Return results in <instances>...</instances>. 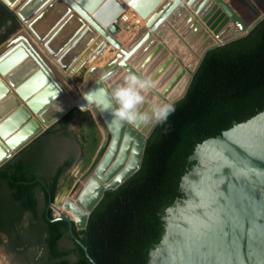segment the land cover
Instances as JSON below:
<instances>
[{
	"label": "water",
	"instance_id": "water-1",
	"mask_svg": "<svg viewBox=\"0 0 264 264\" xmlns=\"http://www.w3.org/2000/svg\"><path fill=\"white\" fill-rule=\"evenodd\" d=\"M140 1L136 0L133 8L142 17H147L162 0ZM186 1L198 13L199 20L203 19L210 29L224 20L226 14L231 23L242 30L208 47L203 55L211 48L246 35L264 18L263 10L249 24L225 0ZM212 1L219 9L215 8ZM0 2L9 8L4 0ZM58 2L62 8L49 21L44 30L46 32L37 33L30 22L31 33L35 38L44 40L45 46L55 54L59 46H68L71 48L69 52H73L75 48L88 44L90 34L96 32L121 53L119 59L103 73L111 72L114 75L123 69L128 74L148 79L143 70L134 67L132 60L143 52L151 36L165 27V33L169 29L178 38L179 45L187 40L168 21L180 5L174 4V0H169L152 22H147L144 33L129 48H125L116 38L119 31L118 14L123 8L118 0ZM38 6L36 4L35 9ZM211 9L214 11L209 15ZM49 11L50 5L45 12L49 14ZM207 15L210 16L208 19ZM17 18L24 21L27 16L19 10ZM193 19L189 16L187 21ZM73 20L74 25L63 32V26H68ZM85 23L90 28H84ZM199 26L197 23L195 27ZM156 48L158 51L154 50L155 54L147 55V59L153 61L149 66L152 71L163 57V51ZM169 67V60L160 63L149 80L152 83L159 79L162 81ZM1 75L0 169L70 110L92 108L99 118L105 131V144L88 173L82 177L85 183L75 203L66 195L69 192L64 187L58 197L50 200L49 205L54 209L60 198L66 196L61 206L71 211L74 222L61 211L50 220L65 221L70 237L81 246L87 258L96 264L73 228L78 231L85 229L90 213L105 193L117 189L141 167L147 138L128 124H113L109 127L106 122L111 121V114L101 112L98 107L105 102L103 95L97 94L95 103L88 104L84 99V93L103 87L101 75L81 94L72 96L22 39L0 55ZM151 91L164 99L154 87ZM188 159L195 161V164L180 180L179 187L184 197L176 199L166 209L162 217L164 230L161 240L149 251L147 264H264V110L197 144ZM37 180L45 185L42 179Z\"/></svg>",
	"mask_w": 264,
	"mask_h": 264
},
{
	"label": "trees",
	"instance_id": "trees-1",
	"mask_svg": "<svg viewBox=\"0 0 264 264\" xmlns=\"http://www.w3.org/2000/svg\"><path fill=\"white\" fill-rule=\"evenodd\" d=\"M3 39L1 36L0 43ZM172 105L175 111L167 121L155 124L147 137L141 167L117 189L105 193L85 229L73 228L96 264H147L149 251L161 240L166 209L184 197L179 183L195 164L188 159L195 146L264 110V18L246 35L207 50L183 98ZM37 140L39 137L33 142ZM68 165L66 161L58 166L49 179L31 160L5 164L0 169V186L5 188L0 212L11 216L8 209L12 208L20 216L29 210L38 217L36 191L40 190L45 200H54L59 178ZM51 213L40 218L36 243L44 244L43 264H93L77 242L73 241L74 248L69 250L59 246L67 223L51 221ZM12 223L20 230L12 217L0 219V229L11 236ZM13 244L12 249L24 242L16 238Z\"/></svg>",
	"mask_w": 264,
	"mask_h": 264
},
{
	"label": "rangeland",
	"instance_id": "rangeland-1",
	"mask_svg": "<svg viewBox=\"0 0 264 264\" xmlns=\"http://www.w3.org/2000/svg\"><path fill=\"white\" fill-rule=\"evenodd\" d=\"M24 1L25 0H17L15 4L10 5L9 8L7 7L11 13L15 15L16 20L11 18V14L5 10V7L0 2V21L3 20L0 28V37L4 36L0 45L7 41L13 40L12 42H14L19 38L30 42L29 44H31L33 51H35L45 66L59 81H61L72 96L81 94L84 88L94 82L121 56V53L117 49L111 46L96 32H94V34H90L88 44L83 46L81 45L78 49L75 48L73 52H69L71 51V48H68V46H59L58 52L52 54L49 48L45 46L44 40L35 38V36L31 33L29 22L27 20L28 17L26 19L27 22L26 20L22 21L17 18L19 17V10L24 4ZM118 1L122 4L123 8L118 14L119 31L116 34V38L125 48H129L132 43L144 33L147 28V22H152L169 2V0H162L158 5L153 7V10L149 14L145 23H138L135 19H139V16L142 18V16L136 11V9L133 8V4L136 3V0ZM141 1L139 3H142ZM225 1L230 3L231 6L238 11L242 19L248 23L252 22V20H254V18L264 10V0ZM213 11L214 9H211L208 14L210 15ZM127 13H129L130 18H125L126 20H124L122 17ZM186 15V12L179 11L178 14L176 13V16L172 19L173 22L171 21V23L177 31L181 32V36H184V40L185 34L183 35V32H185L189 37L195 36L193 39L194 43L188 46L184 45V47L192 49L197 56H202L204 49L206 47L208 48L211 42H209L203 50L201 43L196 44L205 33V29H202L203 27L200 26V29H197V31L196 29L193 31L188 30L186 26L188 17ZM209 15H207V19L210 17ZM83 27L87 29L90 28L86 23ZM219 27L220 33H225V31L232 28L231 22L226 21V19L218 22L213 31ZM161 31L162 30L156 31L151 39V41L155 42L156 47H159L161 51H163V57L154 65L153 71L160 63L164 64L167 60H169L170 67L174 63V65L178 64L181 68L185 66L186 69H191L187 68L188 64L185 65L178 53V38L169 29L166 32L168 38H165V36L161 35ZM194 32L197 33V36L194 35ZM226 39L228 38H225V40ZM185 41L188 42V40ZM60 43L62 42H59V44ZM59 44H57V46ZM184 55L188 56L192 63L194 62L187 52H185ZM82 56L86 57L84 58ZM132 64L135 65L134 60H132ZM139 69L142 70L141 68ZM194 69H191L190 72L187 70L191 77L196 70ZM172 71L173 69L170 70V72ZM143 72L148 76L146 70ZM170 72L163 77L164 80L170 76ZM127 75L129 74L125 70L120 69L113 75L112 80L109 82L111 87H115L123 83L124 77ZM111 87L109 88V91L111 90ZM185 89L186 87H184L183 92ZM61 119L62 120H58L50 126L43 134L39 135V140H37V142H33L34 140L30 142L26 147L16 153L9 161L14 163L20 160H31L32 162H35L38 171L49 177L52 172H54V169L58 164L68 160L69 165L65 168L59 178L60 180L58 181L54 198L60 195L64 187L67 188L69 192L66 195L75 193L74 191H76V187L84 182V180H81L82 177L88 173L90 166L99 155L105 144L104 128L92 108L84 111L77 109L69 117ZM152 129L148 133H144L142 135L147 138ZM4 189V187L0 186V192L2 193L1 196L4 194ZM42 195L43 193L40 190L36 191V197L39 201H42ZM40 206H42V203ZM52 216H57L56 210L54 209L52 210ZM73 241L74 240L67 233L59 241V246L67 250L72 249L74 248ZM43 245L44 244L38 245L39 249L34 253L35 256L33 255V258L37 259V263L35 264H43L44 262L45 250ZM21 258L22 257L20 255H15V259L17 261L22 260ZM70 258L74 259L75 255L71 254ZM15 259L10 260L0 248V264H18Z\"/></svg>",
	"mask_w": 264,
	"mask_h": 264
},
{
	"label": "bare ground",
	"instance_id": "bare-ground-1",
	"mask_svg": "<svg viewBox=\"0 0 264 264\" xmlns=\"http://www.w3.org/2000/svg\"><path fill=\"white\" fill-rule=\"evenodd\" d=\"M17 0H4L5 3H7V5H13L15 4ZM89 3L92 2L93 0H87ZM42 2V3H41ZM213 5H215V8L216 9H219V6H217L213 1H212ZM39 4L38 8L35 9V5ZM50 5V11H49V14H47L45 11H46V8ZM62 8V6L60 5V3L58 2V0H29L27 1L26 3H24L21 8H20V12L24 15V16H27L29 19V23L32 22V24L35 26V30L37 31V33H44L46 31H44L46 29V27L48 26V23L49 21H51L53 18H55L57 12L59 11V9ZM185 8V9H183ZM187 8V9H186ZM215 9V10H216ZM179 11L181 12H186V16L187 17H194L193 20L189 21L187 23V29L188 30H195V29H198L200 26L203 28L202 29H205V35L201 36V38L199 39V42H197L196 44H202V50L210 43V46L212 45H215L219 42H223L225 40V38H230L232 36H235L239 33L242 32V30L234 23H231L232 25V28L228 31H225L220 33V27L217 28L215 31L214 28L217 26L218 22L216 23V25H214L213 29H210L208 27V25L203 21V20H199L200 18L198 17V13H195L194 12V9H192L191 5H189V3H187L186 0H182L179 7L176 8L175 12L174 13H179ZM176 15V14H175ZM198 15V16H197ZM149 16L145 17V18H140L139 16V19H135V21H137L138 23H145L146 19L148 18ZM171 17V16H170ZM169 17V19H170ZM224 17L227 21L231 22V20L229 19V17H227L226 14H224ZM128 19L130 18L129 16V13L127 14H124L123 16V19ZM197 18V19H196ZM168 19V21H170ZM36 22H35V21ZM56 20V19H55ZM221 22V21H220ZM199 23L200 26L198 28H196V24ZM250 24V23H249ZM247 24V25H249ZM72 25H74V20L73 22H69V25L68 26H63V32H65V29L67 27H72ZM164 27V26H163ZM167 28L164 27V29H161V35L162 36H165V38H168L165 31H166ZM200 29V28H199ZM160 30V29H159ZM197 31V30H196ZM197 36V33L194 32ZM199 33V32H198ZM185 34V39L188 40V42L185 41V43H181L179 46H178V53L180 54L181 58H182V61L187 65V68H191L192 70L195 68H197L198 64H199V61L201 60V57L202 56H197V54L192 50V49H189V48H186L184 47V45L188 46V45H191L193 44V39L195 36L193 37H190V38H187L188 35L183 32V35ZM208 35V36H207ZM101 36V35H100ZM62 37V36H61ZM59 37V38H61ZM102 37V36H101ZM184 37V36H183ZM57 38V37H56ZM103 38V37H102ZM153 38V36H151V38L149 39L148 42H146V47L145 49L143 50V52L139 55L136 56V58L134 59V67H137V68H141L143 71H147V75H145L146 77H148L149 79V76H151L152 74V70L149 69V66H151L152 62L147 59V55L148 53H152L155 54L156 52H154V50H157L158 51V48H156V45H155V42L151 41V39ZM139 39V38H138ZM137 39V40H138ZM20 38L18 40H15L14 42L12 41H7L5 43H3L2 45H0V55L3 54L6 50H8L12 45H14L17 41H19ZM31 49V44H29L30 42L26 41L25 39H22ZM136 40V41H137ZM213 40V41H212ZM135 41V42H136ZM204 41V42H203ZM97 42V41H96ZM99 42V41H98ZM133 42L132 45L135 43ZM203 42V43H202ZM101 43V42H100ZM91 45V44H90ZM131 47V46H130ZM184 47V48H182ZM89 48V47H88ZM92 48V47H91ZM197 48V47H196ZM93 49V48H92ZM105 49V48H104ZM160 49V48H159ZM207 49V47L204 49V51ZM161 50V49H160ZM88 51V50H87ZM95 51V50H94ZM196 51V49H195ZM198 51V50H197ZM203 51V53H204ZM93 52V51H92ZM103 52V51H101ZM187 52L188 55L192 58V60L194 61L192 63V61L190 60V58H188V56L184 55V53ZM88 53V52H87ZM89 54V53H88ZM91 54V53H90ZM94 55V54H92ZM100 55V54H99ZM102 55V54H101ZM203 55V54H202ZM90 56V55H89ZM185 56V57H184ZM84 57V56H82ZM81 57V58H82ZM86 57V56H85ZM84 57V58H85ZM91 58V57H90ZM98 58V57H96ZM95 59V58H94ZM85 60V59H84ZM95 61V60H94ZM88 62V61H87ZM89 63V62H88ZM87 63V64H88ZM93 64V63H92ZM174 65V63H173ZM173 65L171 67H169L168 71L170 72L171 69H173L172 72H170V76L166 79V80H162L160 81L159 80H156L155 83H152L153 84V87L155 89H157L164 97V99L162 97H160L159 95H157L156 93H154L153 91H149V93L147 94L148 97H149V100L152 102V103H158V104H165V103H172L173 101L177 100L178 98L182 97L183 94L185 93L186 89H187V86L189 84V81L191 79V75H189V73L187 72V70H189V72L191 71V69H186V67H180L178 66V64ZM71 68V67H70ZM148 69V70H147ZM194 69V70H195ZM73 70V69H72ZM75 70V69H74ZM75 72V71H74ZM79 73V72H78ZM192 74V73H191ZM0 79H3V76L1 75L0 76ZM61 82V81H60ZM64 86V85H63ZM184 87H186L185 91L183 92V89ZM66 88V87H65ZM68 91V90H67ZM92 111V110H91ZM131 127H133L138 133H140L141 135L144 134V133H148L152 127L154 126L153 124H149V125H141V126H132L130 125ZM10 154V153H9ZM92 173V172H91ZM85 183V180L83 182V184ZM83 184H80L76 187V191H74L75 193L73 194H69L68 196L72 199V201L75 203L76 201V198H77V195L79 193V191L81 190ZM66 196H62L60 198V202L58 205H56L54 208V210H56V213L57 215L59 214V212L61 211L62 213H65V215L72 221L74 222V215L71 213L70 210L68 209H64L62 208L61 206V203L63 201V199L65 198Z\"/></svg>",
	"mask_w": 264,
	"mask_h": 264
},
{
	"label": "clouds",
	"instance_id": "clouds-1",
	"mask_svg": "<svg viewBox=\"0 0 264 264\" xmlns=\"http://www.w3.org/2000/svg\"><path fill=\"white\" fill-rule=\"evenodd\" d=\"M179 3L180 0H174V4ZM112 78L111 72L103 73L100 77L103 87L84 93V99L88 104L95 103L97 94L105 97V102L98 107L101 112L111 114V121L106 122L109 127L113 124L121 126L160 124L167 121L169 115L175 111L170 103L158 104L149 100L147 94L153 87L151 80L129 74L124 77L123 83L111 87L109 82Z\"/></svg>",
	"mask_w": 264,
	"mask_h": 264
},
{
	"label": "flooded vegetation",
	"instance_id": "flooded-vegetation-1",
	"mask_svg": "<svg viewBox=\"0 0 264 264\" xmlns=\"http://www.w3.org/2000/svg\"><path fill=\"white\" fill-rule=\"evenodd\" d=\"M66 161L68 160H65L62 163L58 164L57 167L54 169V172H52V174L47 178L49 179L52 178L55 172L57 171L58 166L62 165ZM41 203H42V206H40ZM12 205H15V203L13 202ZM49 205H50V200L49 201L45 200V197L43 195H42V201H39V199L37 198L36 210L38 212V217L33 216L31 211L29 210H24L20 216H18V214L14 210H12V208H10L11 210L8 209L12 214V215L10 214L11 216H8V214L4 210H1L0 219H6L9 217H12L15 219L17 223L16 225L20 227V230H16L12 223L13 233L11 236H9L8 234H6L5 231L0 229V248L4 251L5 255L8 256L10 260L15 259V255H20L22 257L21 258L22 260L17 261L15 259L18 264L37 263L36 262L37 259L33 257L35 256L34 253L39 249V246L36 243L40 236V228H41L40 218L42 217L44 213L47 216L50 210L52 212L53 209ZM67 233H68V230H67ZM16 238H18V241L24 242V245L21 247H15L14 249H12L14 246L13 244L14 240ZM19 261H21L22 263Z\"/></svg>",
	"mask_w": 264,
	"mask_h": 264
},
{
	"label": "crops",
	"instance_id": "crops-1",
	"mask_svg": "<svg viewBox=\"0 0 264 264\" xmlns=\"http://www.w3.org/2000/svg\"><path fill=\"white\" fill-rule=\"evenodd\" d=\"M175 14H176V13H173V14L171 15V17H170V19H169V20H170V23H171L172 19L174 18V16H176ZM172 22H173V21H172ZM171 24H172V23H171ZM202 27H203V26H202ZM10 163H11V162H10Z\"/></svg>",
	"mask_w": 264,
	"mask_h": 264
},
{
	"label": "built area",
	"instance_id": "built-area-1",
	"mask_svg": "<svg viewBox=\"0 0 264 264\" xmlns=\"http://www.w3.org/2000/svg\"><path fill=\"white\" fill-rule=\"evenodd\" d=\"M123 18V17H122ZM124 20H126V19H124Z\"/></svg>",
	"mask_w": 264,
	"mask_h": 264
}]
</instances>
